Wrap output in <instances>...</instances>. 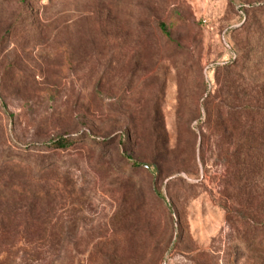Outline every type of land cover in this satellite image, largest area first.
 <instances>
[{
  "label": "rangeland",
  "instance_id": "obj_1",
  "mask_svg": "<svg viewBox=\"0 0 264 264\" xmlns=\"http://www.w3.org/2000/svg\"><path fill=\"white\" fill-rule=\"evenodd\" d=\"M13 155L0 264H264V0H0Z\"/></svg>",
  "mask_w": 264,
  "mask_h": 264
},
{
  "label": "trees",
  "instance_id": "obj_2",
  "mask_svg": "<svg viewBox=\"0 0 264 264\" xmlns=\"http://www.w3.org/2000/svg\"><path fill=\"white\" fill-rule=\"evenodd\" d=\"M157 29L165 40L170 39L169 25H166L163 22H158ZM90 139H91V143H96V144L101 143L100 142L101 140H97L95 137H90ZM126 139H127V135L123 133L122 138L120 139V143L122 145H126V143L128 142ZM76 141L77 139L71 136L57 135L48 142V145H50V147L54 149H66L72 146ZM23 161L24 160L21 157L14 155L11 157L10 156L0 157V198L4 196L3 190H5L7 181L12 183V185L15 184L14 186H12V189L19 187L18 184L16 186V183H13L14 180H12V176L14 171L23 167L24 165ZM133 164L136 166L140 165L137 162H134ZM52 165H53L52 163H39V164H34L33 168L35 169L36 172H43L45 170H48ZM23 193H25V195H30L31 199L28 200L29 203L24 204L25 209L30 210L33 207L32 202H34L33 200L35 198V192L33 191L32 193L28 194V192H26L25 189L21 188L20 195H22Z\"/></svg>",
  "mask_w": 264,
  "mask_h": 264
}]
</instances>
